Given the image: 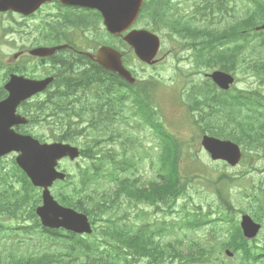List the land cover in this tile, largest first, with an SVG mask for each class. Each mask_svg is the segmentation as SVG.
I'll list each match as a JSON object with an SVG mask.
<instances>
[{
	"label": "trees",
	"instance_id": "1",
	"mask_svg": "<svg viewBox=\"0 0 264 264\" xmlns=\"http://www.w3.org/2000/svg\"><path fill=\"white\" fill-rule=\"evenodd\" d=\"M162 1L164 0H147L143 14L162 22L167 20L166 17H158L165 14ZM246 1L254 5V10L247 11L244 17L233 18L230 23L222 26H215L213 22L222 19L226 11L230 10V0H210L206 4L205 1L204 9L197 8L192 17L182 16L171 21L172 32L175 31L180 42L182 41V48L193 52L198 68L204 67L205 72L217 69L235 75L238 67L247 63L243 57L245 49L255 40L259 48L264 47V32L255 31L264 20L261 0H240ZM197 16L204 19V23ZM246 65L247 68L243 71L247 73L251 70L260 78V85L264 87V65L261 68H256V62ZM260 72H263V77L259 75ZM92 78H99L98 74L91 73L84 78L82 90L76 91L77 93H70L68 90L57 99H61V113L56 116L60 120L58 125L62 140L77 144L79 138H85L81 143V153L91 163L80 166L79 183L82 191L79 196L85 204L80 208L94 225L106 223L98 224L100 229H95L94 235L108 238L104 242L111 247V250L106 248L100 251L102 243L97 244L96 264H105L100 260L106 258L113 262L120 255L121 247L134 251L140 257L146 255L151 258L149 262L158 264H189L188 260L190 264L217 262L212 258L213 248H206L194 241L187 248L183 247L182 240L162 243L166 240V233H176L174 228L178 231L204 227V215L200 216L195 212L191 214L192 217L186 216L180 222H163L160 226L155 221L147 220L148 216L158 211L171 213L175 203L185 195L192 182L181 169L183 158L178 140L161 123L154 121L157 113L151 103H148L149 89L128 87L125 95L120 92L121 89L116 91L115 85L107 87L104 82ZM187 99L189 113H196L197 119L193 123L201 132L204 129V133L211 136L237 143L246 150L248 157L251 153L264 157L263 90L234 88L232 91L222 92L206 79L204 85L192 87ZM128 100L132 101L134 111L132 115L125 116V103ZM133 115L141 123L153 127L161 141L156 176L149 181H144L141 177L134 178L135 172L131 174V169L136 166L134 153H138L139 145L123 125L128 126L129 118ZM225 177H220L218 183ZM224 193L218 191L221 204L226 209H231V203ZM245 197L255 204L251 205L252 208L255 207L253 218L262 223L264 195L261 196L259 192ZM140 206L150 212L142 210ZM129 209L135 212L134 223L128 219L130 216L122 215ZM136 221L141 224H136ZM231 228L228 241L220 244L221 249L231 248L233 252H239L241 264H263L264 247H258L256 241L250 244L245 240L236 223L232 222ZM116 244L121 247L118 248Z\"/></svg>",
	"mask_w": 264,
	"mask_h": 264
},
{
	"label": "water",
	"instance_id": "2",
	"mask_svg": "<svg viewBox=\"0 0 264 264\" xmlns=\"http://www.w3.org/2000/svg\"><path fill=\"white\" fill-rule=\"evenodd\" d=\"M32 1V2H31ZM47 0H0V11L13 10L17 12H30L34 5ZM82 1V0H78ZM102 5L105 0H87ZM112 9L105 13V22L108 30L114 34H120L129 28L135 21L139 12L142 0H111ZM264 30V24L258 28ZM125 40L133 47L135 54L147 63L155 57L158 47V38L144 30L131 32ZM107 57L110 63L116 64L119 56L111 51L102 49L99 53V60L103 63ZM125 78L132 82L128 74ZM213 82L222 90H228L233 84L234 79L222 72H214L211 75ZM15 79H11L6 87L9 97L0 103V156L5 153L16 150L21 151L22 155L17 159L18 164L27 172L35 186L43 187L44 207L38 209V215L42 223L49 228L64 227L76 233H91L87 218L84 215L74 213L72 210L64 209L56 204L50 196L47 188L51 186L54 180L64 179L65 175L57 173L55 166L57 160L68 156L71 160L78 157V151L68 145H52L49 147H38L34 144L21 142L7 133V130L13 125L14 119L11 112L18 103L24 99L27 93L19 92L18 85H14ZM6 131V133H5ZM202 146L210 154L212 160H222L231 166L239 163L241 152L239 147L230 141H221L213 137L205 136L202 140ZM242 233L245 238H254L260 226L255 224L249 217L244 216L240 223Z\"/></svg>",
	"mask_w": 264,
	"mask_h": 264
},
{
	"label": "rangeland",
	"instance_id": "3",
	"mask_svg": "<svg viewBox=\"0 0 264 264\" xmlns=\"http://www.w3.org/2000/svg\"><path fill=\"white\" fill-rule=\"evenodd\" d=\"M191 1L193 2V0H188L190 4ZM240 5L242 8V4ZM185 10H187V8ZM241 11L242 10H240V14L242 13ZM143 25L144 24L140 22L137 27L143 29L145 28ZM147 26H149V24H147ZM5 27H7V21L2 17V15H0V34L2 32V28ZM161 34H162L161 36L163 37L164 47L168 48L172 52V54L165 55L166 61L162 64V66H159L157 68H146V67H142L141 64H139L138 61L135 60L131 61V66L137 70L140 79H146L153 76L154 78L161 80L163 83L167 84L169 87H174L175 84H172L170 80L172 77H176V79H178L179 82L178 86H182V84H185L187 80L185 81L183 76L178 75V72L174 68V64L175 65L178 64L182 68V73L186 72V70L192 69L191 58H188L186 60L187 58L186 56L189 53L188 52H186L187 54L178 53V50L176 49V47H174V45L165 35V33L162 31ZM254 45H256V43H253L251 47ZM255 49L256 51H252L251 49H248L245 54V58H248L249 60H255L257 58L264 60V48L261 49L255 48ZM178 58H181L180 62H177ZM240 68L241 66L239 67V69ZM244 77L245 76H242L241 74L238 75L239 78V83L237 84L238 88L246 90V89H255L257 87L258 83L256 79L250 76L247 78ZM204 79L205 77L203 76V73L196 75L192 78V80L195 83L203 82ZM163 94L165 95L162 96L166 106L165 115L169 121L171 122L176 121L178 118L182 116L181 110L178 107L173 106V105L178 106L181 103L179 96L177 92H175V95L172 93H163ZM159 97L160 94L156 95L157 99ZM129 115L132 114L130 113L125 114V116H129ZM183 121L187 126L191 128L190 121L184 109H183ZM137 122L138 119L133 115L132 117L129 118L128 126L123 125V127H127L126 129L128 133L131 135H135L138 141L142 143L143 150H145L146 155H144L142 158L141 166L138 170V174H141L144 180H151L154 177L156 171L155 165L157 162L156 161L157 140L154 134L152 133V131L145 125H141L137 127L136 125ZM173 131L176 133V135L183 138H188L191 134V130L189 128H184V127H178L176 129H173ZM192 132L195 133V131ZM191 139L194 141V144L196 146L193 151V153H196V157H195L196 162L195 164H191V166L194 167L196 165L199 170H204V180L195 181L194 184H192L191 186L189 185L186 195L176 203L173 213L167 214V213L157 212L155 215H151L147 217V219L151 222L153 221H157L158 223H161L162 221L180 222L185 212L198 211L200 213H204L208 211V207L211 208L212 212H215L217 210V207H219V201L215 196V192L213 190L214 186H212V182H215L217 177H219L224 173L229 175L231 178H235V182L231 183L228 187V196L237 209L246 208L247 210H249L248 202L242 198V194L245 192L243 186H248L249 184H255L257 186L264 185L263 155L257 156L256 158L252 159V164L255 167L259 168L260 171L251 170L248 173L246 172V170H248L246 162L241 163L236 168H229L228 166L227 167L223 166L222 163L212 162L209 156L202 150L199 144L200 138L198 139L196 137H191L190 143H191ZM84 140L85 138L81 137L79 139V142L81 143ZM117 148L119 149V146H117ZM135 155L137 154L135 153ZM151 161L153 162L151 163ZM185 166L186 167L184 169L188 168L190 165L188 162H185ZM67 168L70 174L75 175L77 173L76 165H70L69 167L67 166ZM6 169H8V167H6ZM241 174L243 175L245 174V177L241 176ZM60 191L61 190L59 187L55 188L54 189L55 195L57 196L58 193H60ZM145 211L149 212L148 209H145ZM239 218L240 216L235 214L234 219L239 220ZM169 235L170 237H168ZM166 237H168L170 240L173 239L183 240L185 244L187 243V241H198L204 243V241H206V239L209 238V233L207 231V228L199 229L196 231H183L178 229L176 233L167 234ZM259 241H260L259 244L264 243V232L262 233ZM8 248L10 247L8 246ZM226 261L229 260L226 259Z\"/></svg>",
	"mask_w": 264,
	"mask_h": 264
},
{
	"label": "flooded vegetation",
	"instance_id": "4",
	"mask_svg": "<svg viewBox=\"0 0 264 264\" xmlns=\"http://www.w3.org/2000/svg\"><path fill=\"white\" fill-rule=\"evenodd\" d=\"M54 6L53 10L54 11H58L60 13L63 14V17H65L67 15L68 12H71L72 14H74L76 11L74 7H61V6H57L55 4H52ZM86 16L88 18V20L91 22V28L92 30L95 32V22H94V19H95V16H92L90 13H92V11H86ZM97 46V42L96 41H86V40H83L79 45H77L78 48H81V49H86V51L88 52H95L97 50L96 48ZM81 238H84V237H81ZM70 239L73 240V237H70Z\"/></svg>",
	"mask_w": 264,
	"mask_h": 264
}]
</instances>
